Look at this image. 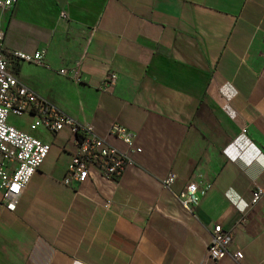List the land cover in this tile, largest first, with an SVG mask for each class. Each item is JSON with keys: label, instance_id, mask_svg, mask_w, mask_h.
Returning a JSON list of instances; mask_svg holds the SVG:
<instances>
[{"label": "crops", "instance_id": "1", "mask_svg": "<svg viewBox=\"0 0 264 264\" xmlns=\"http://www.w3.org/2000/svg\"><path fill=\"white\" fill-rule=\"evenodd\" d=\"M0 31L6 49L44 48L40 63L7 59L19 81L140 148L118 179L89 167L63 184L75 135L8 114L48 152L14 209L0 203V264H264V199L250 204L264 187V0H14ZM198 179L208 187L188 209L177 194ZM214 223L238 261L206 256Z\"/></svg>", "mask_w": 264, "mask_h": 264}, {"label": "built area", "instance_id": "2", "mask_svg": "<svg viewBox=\"0 0 264 264\" xmlns=\"http://www.w3.org/2000/svg\"><path fill=\"white\" fill-rule=\"evenodd\" d=\"M14 0H0V7H10ZM0 31V203L8 210H13L19 195L26 187L34 172L48 152V144L14 127L6 120L8 114L29 115L30 128L43 126L51 132L66 127L75 135L76 148L72 153L62 183L70 180L83 181L89 167L96 169L109 179H118L133 163L132 154L140 150L133 145L135 133L118 123H110L103 135H98L92 125L82 124L48 102L34 90L19 81L6 69L7 59L40 63L44 48L32 53L16 49H6L2 45ZM73 79L80 81V70L76 64L70 68ZM116 73L110 71L101 80L99 86H112ZM112 137L123 146L118 147L108 138ZM264 159V150L260 155ZM175 179L173 172H168L161 185L168 187ZM208 185L201 180L193 181V186H184L177 194L179 201L188 209L197 205L200 195ZM264 199V187L255 186L250 193V204ZM231 231L214 223L209 229V240L205 254L209 259L218 260L230 255L235 261L242 257L240 250H230Z\"/></svg>", "mask_w": 264, "mask_h": 264}, {"label": "rangeland", "instance_id": "3", "mask_svg": "<svg viewBox=\"0 0 264 264\" xmlns=\"http://www.w3.org/2000/svg\"><path fill=\"white\" fill-rule=\"evenodd\" d=\"M11 118H12V117H11V116H9V117H8V120H9V121H11Z\"/></svg>", "mask_w": 264, "mask_h": 264}]
</instances>
